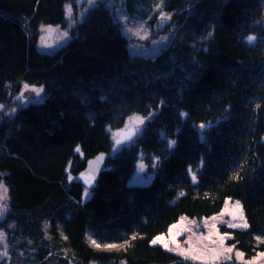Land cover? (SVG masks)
I'll use <instances>...</instances> for the list:
<instances>
[{"label":"trees","instance_id":"trees-1","mask_svg":"<svg viewBox=\"0 0 264 264\" xmlns=\"http://www.w3.org/2000/svg\"><path fill=\"white\" fill-rule=\"evenodd\" d=\"M76 1L0 0V183L9 200L0 228L10 233L0 264H195L149 241L182 214L219 211L226 197L241 202L249 224L230 243L246 257L264 251L256 240L264 239V0H124L132 17L170 15L175 31L153 57L129 50L118 0H102L64 45L39 50L40 28H64V6ZM26 84L44 85V97L14 104ZM10 104L15 112L3 116ZM133 116L145 120L139 140L116 146L112 133ZM102 152L97 187L85 196L76 177Z\"/></svg>","mask_w":264,"mask_h":264},{"label":"rangeland","instance_id":"rangeland-1","mask_svg":"<svg viewBox=\"0 0 264 264\" xmlns=\"http://www.w3.org/2000/svg\"><path fill=\"white\" fill-rule=\"evenodd\" d=\"M100 1H97V2H100ZM113 1L114 0H107L108 4H112ZM124 2H125L124 0H118L117 3L113 5V9H114V12L116 13V16L119 22L122 24V32L124 36L129 40L128 41L129 50L135 54H139L144 57L156 56L157 54L161 52L163 48L167 46L168 42L170 41L171 35L175 31V25L169 22L170 15L167 12H164L162 9H158L156 14L154 15V18L152 19L147 18L144 20V19H141L137 14L136 16L132 17L126 11ZM95 3L90 2V0H84V1L77 0L75 2V6H74L75 8L73 7L72 4H66L64 6L65 12H66V19H67L66 26L64 28L60 26H53L55 27V34L53 38L54 44L53 46L47 49H45L41 45L40 40L43 38V34L46 28H48L49 26H42L39 32V42H38L39 50H41L42 52H51L59 48L60 46L64 45L69 40V33H68L69 28L82 18V16L85 14L86 10L90 7L91 4H95ZM153 22H155V24H153ZM65 33H67V35H65ZM12 102L14 104L20 103V102H15L13 100ZM15 110H16V105L10 104L6 107L5 106L2 107L1 113L3 116H11L15 112ZM130 120H132L133 122H136L140 127H142L145 121L139 116H133L130 118ZM198 129L200 130L199 126H198ZM116 134H117L116 132L112 133V138H114ZM136 174H138L139 182H142V183H145L149 178V175L144 171V167L141 163L138 164V169L136 170ZM0 196H3V199H0V207L3 208V211H0V223H1V220L3 219L4 215L7 213L8 207H9L7 190L3 183H0ZM226 199L229 200V203L227 205H225ZM235 201H237V199L226 197L219 211L215 213H211L209 215H201V216H189V215L182 214L178 216L177 220L171 223L170 225L180 222L181 217H186L187 220L185 221V223H187V221L195 220L197 227H194L193 230L196 232L197 235H207L208 229L204 227L203 221L208 220V223L211 224L212 221L210 220V218L212 216H217L218 220L216 223H217L218 232L220 234H224V233L230 234V238L226 239L225 245L231 246L233 245L230 243L233 228H230L228 226L227 222L231 221V217L227 214V212L232 210V206L234 205ZM221 212H224V215L222 217L220 216ZM233 222L238 223L239 221H233ZM170 225L168 226L165 232L158 233L152 236L150 241L157 235H164L165 238L167 239L168 229ZM235 229L244 230L243 228H235ZM0 233H3V235L0 236V259L5 260L7 259V254H8L7 247H8V237L10 233L8 230L3 229V228H0ZM189 235L191 234L188 232H185L179 237H177V240L181 243L182 246L187 247V245H184L183 242L185 239H187ZM192 243L194 246H199L197 244L196 236H193ZM205 243L210 244V242H205ZM155 245H159L162 247V245L159 243ZM237 250L240 251L239 249L235 247L233 253L230 254L231 259L222 260L218 262V264L222 262H226V261H237L235 258V251ZM170 252L181 257L184 260L190 261L195 264H202V262L200 261H192L190 258L186 259L185 257L180 256L175 251H170ZM261 252H264V251H261ZM258 253L260 252H257L255 255L250 256V257H246L244 255L243 259L238 262L242 264H246L248 260H251L253 257L258 256ZM256 264H264V257H259L256 260Z\"/></svg>","mask_w":264,"mask_h":264},{"label":"snow or ice","instance_id":"snow-or-ice-1","mask_svg":"<svg viewBox=\"0 0 264 264\" xmlns=\"http://www.w3.org/2000/svg\"><path fill=\"white\" fill-rule=\"evenodd\" d=\"M167 18V17H165ZM67 35V33H65ZM211 35V33L209 34ZM255 38L252 36L248 37V41L252 42ZM25 87H27L25 85ZM35 92L39 95L41 92V89L37 88L35 89ZM183 115V113L181 114ZM150 119V118H149ZM222 119H227V116H224ZM217 124L219 121L216 122ZM206 127L211 128L212 124H208L207 126L205 124H200L199 128L201 130L205 129ZM201 139L203 140L204 133L201 131ZM119 143V142H118ZM176 141H170L169 147L171 148ZM80 149L77 148L76 151L78 152ZM189 171H191L189 169ZM70 181L72 180V177L69 176L68 178ZM150 179V178H149ZM235 179V177H234ZM92 176L88 177V183H91ZM192 181L193 183L196 182V175H192ZM88 194V189H85V196ZM183 195V193H182ZM0 199H3V196H0ZM229 203V200H225V205ZM0 211H3V208L0 207ZM227 214L231 217V221H228V226L230 228H243L247 229L249 228V224L247 220L245 219L243 207L241 205V202L239 200L234 202V205L232 206V210L228 211ZM224 215V212H221L220 216L222 217ZM187 220L186 217H181L180 222L174 223L170 225L168 229V238L166 239L164 235H157L155 236L151 241H149L150 244H161L164 249L167 251H175L180 256L185 257L186 259H191L192 261H200L202 264H218V262L226 259H231L230 254L233 253L235 249V245L226 246L225 241L226 239L230 238L229 233L220 234L217 229V216H212L210 220L212 221L211 224L208 223V220H204V227L208 229L207 235H197L196 232L193 230L196 226L195 220L192 221H185ZM233 221H239L233 222ZM175 230V231H174ZM188 232L191 235L187 237V239L184 240L183 244L187 245V247H184L181 245V243L177 240V237L182 235L183 233ZM3 233H0V236H2ZM193 236H196L197 244L199 246H194L192 243ZM135 237H133L134 239ZM256 240L259 243H264V239H261V237L257 236ZM205 242H210L205 243ZM125 244H127V241H125ZM108 248H115L117 245H107ZM244 253L241 251H235V258L237 261H241L243 259ZM259 257H264V252L258 253V256L253 257L251 260H248L246 264H256V260Z\"/></svg>","mask_w":264,"mask_h":264},{"label":"water","instance_id":"water-1","mask_svg":"<svg viewBox=\"0 0 264 264\" xmlns=\"http://www.w3.org/2000/svg\"><path fill=\"white\" fill-rule=\"evenodd\" d=\"M84 1V0H81ZM100 0H90L95 3ZM55 27L49 26L46 28L43 38L40 40L41 45L47 49L54 44ZM20 88L18 93L13 97V101L20 102L22 104H28L31 102H37L44 97L45 87L44 85H32L26 84ZM41 89L39 95L35 92V89ZM141 127L133 121L128 122L121 130H119L114 137V142L118 146L130 145L135 143L140 135ZM119 142V143H118ZM108 154L105 152L98 153L94 157L87 160L85 168L78 174L76 180L80 182L89 191L97 187L98 180L101 172L105 166ZM92 176L91 183H88V177Z\"/></svg>","mask_w":264,"mask_h":264},{"label":"bare ground","instance_id":"bare-ground-1","mask_svg":"<svg viewBox=\"0 0 264 264\" xmlns=\"http://www.w3.org/2000/svg\"><path fill=\"white\" fill-rule=\"evenodd\" d=\"M233 262V261H232ZM236 263H240V262H238V261H235Z\"/></svg>","mask_w":264,"mask_h":264}]
</instances>
